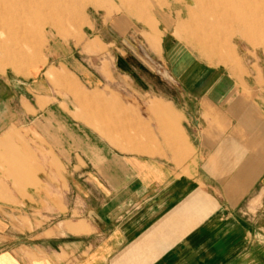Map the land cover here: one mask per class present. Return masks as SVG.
Segmentation results:
<instances>
[{"label":"crops","instance_id":"crops-1","mask_svg":"<svg viewBox=\"0 0 264 264\" xmlns=\"http://www.w3.org/2000/svg\"><path fill=\"white\" fill-rule=\"evenodd\" d=\"M113 42L114 70L177 112L163 123L176 127L171 141L185 143L180 153L189 166L174 170L161 152L123 155L82 134V159L91 166L77 167L68 182L75 201L66 206L79 215L41 243L1 248L0 264H264L259 74L237 85L227 72L185 62L168 37L140 50ZM54 68L45 74L72 93L75 118L85 114L115 127L125 119L107 111L116 106L98 90L87 91L66 69ZM36 98L42 107L46 100ZM124 125L109 133L128 134Z\"/></svg>","mask_w":264,"mask_h":264},{"label":"rangeland","instance_id":"rangeland-1","mask_svg":"<svg viewBox=\"0 0 264 264\" xmlns=\"http://www.w3.org/2000/svg\"><path fill=\"white\" fill-rule=\"evenodd\" d=\"M214 15L239 31L208 34ZM1 33L11 38L15 62L0 63V249L41 243L79 215L66 206L75 201L68 182L77 167L91 166L82 159V134L123 155L161 152L174 170L189 166L185 143L171 141L176 127L163 123L177 112L114 70L113 39L140 50L168 37L185 62L227 72L237 85L256 72L264 85V0H0L4 40ZM52 67L98 90L116 106L107 111L125 119L115 127L75 118L72 93L45 74ZM124 120L128 134L113 137Z\"/></svg>","mask_w":264,"mask_h":264},{"label":"bare ground","instance_id":"bare-ground-1","mask_svg":"<svg viewBox=\"0 0 264 264\" xmlns=\"http://www.w3.org/2000/svg\"><path fill=\"white\" fill-rule=\"evenodd\" d=\"M248 1L251 5H253L256 0H248ZM217 13H218V11H217ZM210 24L211 25H210V28L208 29L209 30L208 34H212L213 36H216V37L218 36L219 33H221V31H224L227 29H229L231 31L232 30L239 31V29H240L239 24H237V23H231L232 25L228 24L224 19H221L219 17V15H214L211 19ZM1 36L4 38V40H0L1 47L3 46V48L0 49L1 50L0 51V63L3 66L9 65V64H14L15 61L13 60V55L10 54L11 52L9 50V47H11V45H10L11 38L9 37V35H6L4 33H1ZM26 42H27L26 47H29V41H26Z\"/></svg>","mask_w":264,"mask_h":264}]
</instances>
